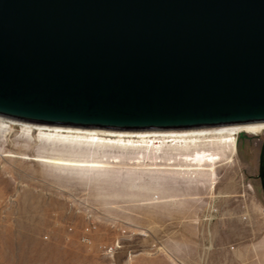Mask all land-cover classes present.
I'll list each match as a JSON object with an SVG mask.
<instances>
[{"label": "water", "instance_id": "1", "mask_svg": "<svg viewBox=\"0 0 264 264\" xmlns=\"http://www.w3.org/2000/svg\"><path fill=\"white\" fill-rule=\"evenodd\" d=\"M0 116L107 131L263 123L264 0H0ZM257 177L264 191V141Z\"/></svg>", "mask_w": 264, "mask_h": 264}, {"label": "rangeland", "instance_id": "2", "mask_svg": "<svg viewBox=\"0 0 264 264\" xmlns=\"http://www.w3.org/2000/svg\"><path fill=\"white\" fill-rule=\"evenodd\" d=\"M245 135L234 153L207 146L219 156L211 176L150 152L0 125V264H264V132ZM118 240L114 256L100 249Z\"/></svg>", "mask_w": 264, "mask_h": 264}, {"label": "bare ground", "instance_id": "3", "mask_svg": "<svg viewBox=\"0 0 264 264\" xmlns=\"http://www.w3.org/2000/svg\"><path fill=\"white\" fill-rule=\"evenodd\" d=\"M9 124L62 139L72 146L84 145L99 148L100 145L111 144L134 149L137 153L141 151L142 155L150 152L158 159L166 158L170 164H177L175 162L181 160L184 166L181 170H202L211 176L216 174L215 168L219 158L216 149L219 148L220 151L221 148L226 154V149L230 148L231 153H234L240 133L261 134L264 132V122L188 130L107 131L42 126L0 116L1 126ZM207 146H213L216 149ZM167 148H171L175 153L168 154L165 151ZM163 153H167L168 156L164 157Z\"/></svg>", "mask_w": 264, "mask_h": 264}, {"label": "built area", "instance_id": "4", "mask_svg": "<svg viewBox=\"0 0 264 264\" xmlns=\"http://www.w3.org/2000/svg\"><path fill=\"white\" fill-rule=\"evenodd\" d=\"M153 203H155L157 208H162L163 203L166 201L162 196L157 193L152 197ZM217 208H214L211 210L210 215L206 217V220L210 223L214 218L215 212H217ZM97 229V221L93 216L88 217V222L86 226L84 227L83 235H82V241L88 245L93 244V240L91 238V233ZM119 240L116 241L114 244H100V249L109 256H114L115 250L117 247H119Z\"/></svg>", "mask_w": 264, "mask_h": 264}, {"label": "crops", "instance_id": "5", "mask_svg": "<svg viewBox=\"0 0 264 264\" xmlns=\"http://www.w3.org/2000/svg\"><path fill=\"white\" fill-rule=\"evenodd\" d=\"M236 252V251H235ZM236 255H237V253H236Z\"/></svg>", "mask_w": 264, "mask_h": 264}]
</instances>
